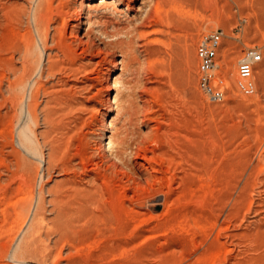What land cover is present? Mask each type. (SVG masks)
Wrapping results in <instances>:
<instances>
[{"label":"rangeland","instance_id":"rangeland-1","mask_svg":"<svg viewBox=\"0 0 264 264\" xmlns=\"http://www.w3.org/2000/svg\"><path fill=\"white\" fill-rule=\"evenodd\" d=\"M101 1L63 0L67 26L58 19L49 23L45 41L42 36L34 38L30 83H43L45 93L39 95L31 115L18 111L15 116L14 135L25 149L15 141L13 148L2 152L4 156L13 150L5 153V159L8 155L14 163H24L20 175L1 167L0 264H264V0ZM0 3L13 12L36 5L31 0ZM81 7L79 33L90 30L103 53L81 54L77 48L73 62L60 56L54 75L39 77V61L47 70L45 55L57 59L52 37L60 30L69 37L76 33L72 27ZM218 29L224 35L213 73L216 81H222L225 97L211 102L198 86L197 48L203 36ZM246 48H255L262 56L254 66L255 90L249 95L236 84L237 62ZM49 111L52 115L46 117ZM102 120L106 128L100 135ZM4 135L0 131L3 141ZM109 141L113 149L123 142L119 163L126 164L134 176L142 180L153 172L161 182L151 183L147 193L130 188V199L123 200L127 207L116 206L122 210L119 213L110 210L104 227L83 228L56 247L51 237L37 243L31 226L38 217L19 213L14 203L22 198L20 204L37 207L42 197L47 198L41 194L42 185L50 187L75 177L56 168L59 162L51 157L52 151L57 149L63 161L71 159L76 166L79 153L95 158L97 146L104 144L107 149ZM141 154L150 157V165ZM24 173L33 178L32 190L14 196ZM185 175H189L183 178L187 182L180 181ZM169 178L177 180L169 184ZM116 180L111 179L110 185L118 193L116 188L122 191L120 186L126 182ZM110 214L113 226L121 222L119 227L118 223L112 226ZM52 217L44 212L45 220ZM29 240L36 251H21ZM2 244L11 246L9 256Z\"/></svg>","mask_w":264,"mask_h":264},{"label":"bare ground","instance_id":"bare-ground-1","mask_svg":"<svg viewBox=\"0 0 264 264\" xmlns=\"http://www.w3.org/2000/svg\"><path fill=\"white\" fill-rule=\"evenodd\" d=\"M31 1L36 2V5H35V7L33 6L34 8L32 10H29V11L21 10L19 12H13L11 9L8 8L7 5L0 3V122L1 121L5 122L4 126L0 125L4 128L3 130H0V131H2V134H3V132H5V135L3 136L4 141L2 139H0L1 141H3L2 145L0 146V180L2 177L1 172L3 171V170H1V167H3V169L6 168V170H8L9 172H12V170L15 169L17 174L20 175L19 172L21 170L22 162L24 163L23 160H20V161L18 160V161H16V163H14V161H11L9 159L8 155L10 153H12L13 150L12 151L8 150L9 153H7V151L5 152L8 154L7 157L9 159V161H8V159L7 160L5 159V157H4V156H6L5 153H4V156H2V154H3L2 152L6 148H8V147L13 148V145H14L13 143L15 141L19 142L20 143L19 146L21 145V147L24 148L23 143L19 140V138H16L14 135V131H15L14 127L16 126L14 120H15V116H16L17 112L20 111L21 115H26V114L31 115L34 107L37 106V99L39 98V95L45 93V87H44L45 85L43 83H41L39 81H35L34 84H32V85L30 83V79L32 76V70H33V64H34V61L31 58L34 38L39 39V37L42 36L43 40L45 41L46 37H47L48 25L50 22L54 23V22H56V20L60 19V20H62L63 26L67 24V22L65 21L66 13L63 12V8H64L63 0H58V1H56V0H31ZM55 2H57V3L55 4ZM100 2H102V1L100 0ZM87 6H88V3H87ZM90 10H91V8L87 7V12H89ZM74 12H76V11H74ZM83 14L84 13L82 12V7H81L77 10L76 17L74 18L75 24L73 25L72 28L76 32L75 34L72 31L73 33L71 32V35L69 37V36H66L65 31L60 30V31H57V33H55L56 35H54L52 37V38H54V43H55V47L53 48V50H55L54 51V57L57 59L53 60L50 55L44 54L46 56L45 59L47 60L49 65L47 66V70H45L44 63H43L42 59L39 61L38 68H37V75L39 77L53 76L54 74H53L52 70L55 67L59 66L60 56L65 57L67 59V61L69 59L71 61L72 57L74 55H76L77 48L80 50L81 54L93 53V55H95V54L103 53L102 48L100 49L95 44L94 40L92 39V36H91L92 34H91L90 30L85 32V33H82L80 35L79 32L82 28L81 20H82ZM24 19H25V21H23ZM55 26L57 27V25H55ZM120 42L119 43L116 42V43H114V45L120 44ZM15 59L17 61H15ZM18 61H20V62L18 63ZM72 62H73V60H72ZM16 64H20L21 66L18 67V66H16ZM75 68H77V67H75ZM61 69L62 68H60L59 71ZM68 70L70 72H72L71 69H68ZM75 71H77V70H75ZM32 82H33V80H32ZM45 115H46V117H49L50 115H52V112H50V111L46 112ZM18 127H19V125H18ZM105 128H106V124L102 120L101 121V128H100V130H101L100 135H102L104 133ZM0 129H1V127H0ZM1 137H2V135H1ZM107 144H108L107 149H105L104 144H100L99 145L100 147L97 146V148H98V149L96 148L97 149V156L95 158H89L88 157L89 155H87V157H88L87 158V157H85L79 153L77 156L80 157V162L76 166L71 165V163H70L71 159L63 161L61 158V155L58 153L59 151H57V149L52 151L51 157H53L57 162H59L56 165V168H60L65 172H70L75 177L72 179H70V178L62 179L60 181H57L54 185H52L50 187H47L48 186L47 183H46L47 185H42L40 188L41 194L46 193L47 198L42 197V203H41V205H39L37 207H36V205L35 206L32 205V206L28 207V205L26 203L20 204V200L22 198L18 199V201L14 203V205H17V207H18L19 213L24 214L27 211V215L29 217L30 216H31V218H32V216L38 217L36 219V221L33 222L32 226H31V229L33 231V232L31 231L32 236L38 235V240L36 239L38 241L37 243L41 242L43 240V238H45V237L46 238L48 237L49 240L51 241V239H50V237H51L54 239L53 243L56 247L61 240H65V242L67 243L66 240L68 239V237L70 235H74V234L76 235L78 232H80V231L82 232L83 228H88L90 226H98L99 224L102 225V224L106 223L107 218H108L109 213H110V210H112V209L117 210L118 205H119L118 208L124 206L123 200L130 199V198H128L129 196L127 194L129 192L130 188H133V189L135 188L136 191H139L142 193H147V192H150V190L152 189L151 183H154L156 180L157 181L159 180L158 177H157L158 178L157 179L156 177H154L155 175L153 176V174H154L153 172H150V173L148 172L149 174H146L147 177L143 178L142 180H140V178L138 176H134V173L132 174L130 172V170L126 167V164L123 165V163H119L121 161V156L123 153L121 151V148L123 146V142H118L115 145L114 149H113L114 143L112 141H109ZM139 149L140 148L138 147L137 151ZM137 151H135V152H137ZM11 155H14V154H11ZM137 156H140V155L137 153L136 157ZM136 157H134L135 160H136ZM149 158L150 157L148 156V158H147L145 154L141 156V159H143V160L146 159L148 161V164L150 165L151 159L148 160ZM11 159H14V158H11ZM122 162H123V160H122ZM142 164H140V165L142 166ZM142 167H144V166H142ZM43 170H44V168H43ZM46 170L48 171L49 167H47ZM157 171H156V174H158ZM166 171H169V170H166ZM13 172L15 173V171H13ZM159 172H160V170H159ZM186 173H188V172H186ZM11 174H13V173H11ZM82 175L84 177H80ZM186 175H185V177L182 176L180 181H183L184 180L183 178H186ZM13 176H15V174L12 175V178H13ZM42 176L43 175L41 174L40 177H42ZM173 176H175V175H173ZM21 177H22V179L18 182H21L22 185L19 186L18 188H16V190H14L15 191V192H13L14 194L12 193V195H14V196H17V195L26 196L32 190V187H33L32 184L34 182L32 176L30 174L24 173V175L22 174ZM86 177H87V179H86ZM188 177H189V175L187 176V178ZM76 178H79V179H76ZM175 178H177V177L175 176ZM111 179L112 180L117 179L120 182H123L125 180L126 184L123 183L124 184V185L122 184L123 186L120 184V182L116 183V184L121 185L120 187L122 188V191H120V188L115 185L117 187L116 189H119L120 193H119V191L117 193L115 191V189H113L112 186H114V185H110ZM163 179H166V176ZM186 179L184 180L185 182H187ZM5 180H7V179H5ZM167 180H166V182L171 184L172 181H176L177 179L173 180L172 178H169ZM7 181H9V180H7ZM159 181L161 182V180H159ZM166 182L164 181V183H166ZM18 184H20V183H18ZM82 184H84L85 186ZM184 184L185 183H183L182 185H184ZM180 186H181V184H180ZM185 187L187 188L186 185H185ZM185 187H184V189H185ZM2 188H0V189H2ZM10 188H12V187H10ZM7 189H9V188H7ZM184 189H183V191L185 192L186 189L185 190ZM12 190H13V188H12ZM11 192H7V193L8 194L10 193V195H11ZM3 194H5V193H3ZM9 198L11 199L10 196H9ZM131 198L133 199V197H131ZM27 199H28V197H27ZM4 200H5V198H4ZM11 201H12V199H11ZM45 203L49 205L48 208L44 207ZM125 204L127 205V202ZM126 205L124 207H127ZM124 207H123V209H125ZM116 210H114V211H116ZM119 210L120 209L117 210L118 213H119ZM120 211H122V210H120ZM44 212L50 213L53 217L51 219L45 220ZM118 213L115 212V214H118ZM115 214L114 215L110 214V217H109L110 221H111L112 216H114L115 219L117 218V217H115ZM127 214H125V216ZM118 217H119V215H118ZM114 218H113V221H114ZM113 221H111L112 226L114 223ZM119 222L120 221L117 222L118 227H119V224L121 223V222L120 223ZM24 223L25 222H23V225H24ZM117 223H116V225H117ZM116 225H114L115 227L114 226L113 227L116 228L117 227ZM102 226L104 227V225H102ZM103 227H102V229H103ZM109 227H110V225L108 226V229H109ZM95 228H94V230H95ZM96 229H98V227ZM102 229H100V230L102 231ZM117 230H118V228H117ZM119 230H121V229L119 228ZM85 231H87V230H85ZM106 231H105V236L107 235ZM111 231H116V230L112 229ZM116 233H117V235L119 234L118 231ZM111 234H112V232H111ZM117 235H116V238H117ZM90 236L91 235H89L88 237L90 238ZM83 237H85V236H83ZM119 237L120 236H118L117 239H119ZM78 239L76 237L77 241H78ZM86 239H84V240H86ZM84 240L82 239V241H84ZM33 242H34V239H33ZM80 242H81V240H80ZM31 243L32 242L30 240L25 241L23 246L20 247V250L23 252L24 251L28 252L27 250H31L33 248L35 249L36 247H32ZM76 244H78V242ZM42 245L43 244H41V246ZM71 245L73 247V244H71ZM107 245H109V244H107ZM63 246H65V245H63ZM67 246H68V244H67ZM114 246H116V245H114ZM4 247L6 248V251H5L6 255L9 256L11 246H10V248H9V246H7V247L4 246ZM105 247H106V245H105ZM43 248H44V246L42 247V249ZM57 248H59V247H57ZM57 248H55V249H57ZM76 248H77V245H76ZM117 248H118V246H117ZM39 249H41V248H39ZM39 249L37 251H39ZM46 249L48 251V248H46ZM49 249H51V251H52V248H49ZM55 249L53 248L54 251H55ZM112 249H114V248H112ZM2 250H3V248H2ZM58 250H57V253H58ZM21 251H19V253ZM31 251H29V252H31ZM35 251H36V249H35ZM39 252H43V251H39ZM60 252L62 253V251H60ZM50 253L51 252H49V254ZM61 253H59V255ZM44 255H46L45 252H44ZM7 256H5V257H7ZM40 257H43V255ZM55 257L59 258L58 256H55ZM12 258H14V256ZM60 258H62V257H60ZM44 259H42V260L44 261ZM73 259H76V258H73ZM17 260H19V259H17ZM70 260H72V258ZM80 260H82V258ZM45 262H46V260H45ZM70 262L72 263V261H70ZM77 263H79V262H77ZM81 263L83 264L84 262H81ZM84 264H86V263H84Z\"/></svg>","mask_w":264,"mask_h":264},{"label":"built area","instance_id":"built-area-1","mask_svg":"<svg viewBox=\"0 0 264 264\" xmlns=\"http://www.w3.org/2000/svg\"><path fill=\"white\" fill-rule=\"evenodd\" d=\"M223 30L218 29L202 37L197 48L198 86L211 102H220L225 97L222 81H216L213 69L217 48L223 37ZM262 59L261 53L255 48H246L237 62V88L245 94L255 90L253 70Z\"/></svg>","mask_w":264,"mask_h":264}]
</instances>
